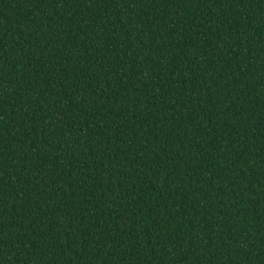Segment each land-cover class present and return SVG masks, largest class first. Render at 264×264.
Returning a JSON list of instances; mask_svg holds the SVG:
<instances>
[{
	"label": "trees",
	"instance_id": "obj_1",
	"mask_svg": "<svg viewBox=\"0 0 264 264\" xmlns=\"http://www.w3.org/2000/svg\"><path fill=\"white\" fill-rule=\"evenodd\" d=\"M0 264H264V0H0Z\"/></svg>",
	"mask_w": 264,
	"mask_h": 264
}]
</instances>
